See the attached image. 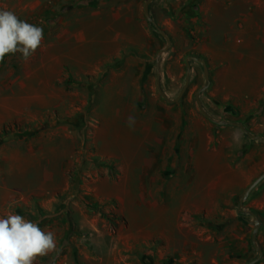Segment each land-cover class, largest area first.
<instances>
[{
  "label": "rangeland",
  "instance_id": "1",
  "mask_svg": "<svg viewBox=\"0 0 264 264\" xmlns=\"http://www.w3.org/2000/svg\"><path fill=\"white\" fill-rule=\"evenodd\" d=\"M92 1L96 0H38L36 9L14 10L15 1L11 0L8 10L21 20L41 26L44 38L27 61L16 53L6 55L0 62V218L20 214L38 222L45 232L55 234L57 251L38 256L34 264H247L255 260L260 252L252 238L253 212L261 220L258 242L264 250V208L256 203L264 195V179L247 198L244 209L239 210V206L246 190L264 172L263 139H254L236 125L247 140L240 154H235V162L245 161L237 174L241 180L246 175L245 181L250 184L231 201L219 195L226 187L215 185L208 195L209 207L182 218L174 212L173 195L163 191V178L174 176L173 166L164 172L159 170V155L152 153L155 149L146 152V145L134 148L133 154H122L120 165L98 154V118L104 121L105 128H121L118 135L108 139H119L128 150L141 140V134L124 117L134 113L132 107H120L119 113L113 115L109 107L95 112L96 87L106 69L121 57L103 61L97 72H91L79 62L82 59L72 57L78 52L91 55L94 49L88 44L63 42L67 7ZM146 1L141 0V16L153 33L165 40L156 52L147 55L151 64L147 73L152 75V87L158 96L165 98L158 87L156 66L158 52L168 45V40L148 18ZM191 1L151 3L153 18L173 41L161 56L163 88L171 98H177L187 81L188 56L203 58L209 65L210 81L203 61L192 59L190 83L180 99L190 109L186 113L195 110L212 120L201 110L196 96L209 84L201 95L209 113L225 123L243 122L251 132L264 135V90L247 91L245 98L240 97L249 105L244 110L234 101H214L220 92L213 91L211 63L202 51L191 47L188 35L177 30L184 25L180 23L181 13ZM261 23L262 28L255 27V31H264V16ZM77 25L73 23L71 28ZM114 25L117 29L121 26L120 22ZM62 50L70 51L66 61ZM134 50L130 45L123 55ZM233 96L238 97L236 93ZM206 103L222 114L214 115ZM143 104L149 107L147 102ZM157 135L149 133L150 143ZM146 157L155 160L153 165L150 162L149 172L142 167ZM132 158L134 163H129ZM220 162L222 157L213 166L216 168ZM252 174L257 176L250 180ZM254 264H264V254Z\"/></svg>",
  "mask_w": 264,
  "mask_h": 264
},
{
  "label": "crops",
  "instance_id": "2",
  "mask_svg": "<svg viewBox=\"0 0 264 264\" xmlns=\"http://www.w3.org/2000/svg\"><path fill=\"white\" fill-rule=\"evenodd\" d=\"M14 1V10L36 9L38 4V0ZM10 4L11 0H0V9L8 10ZM67 10L69 13L63 19V25L67 27L62 31L63 42L88 44L94 49L91 55L78 52L72 58L82 59L78 61L84 63L83 66L97 72L103 61L121 57V61L106 69L101 84L96 87L95 112L109 107L113 115L119 113L120 107H132L133 128L141 134H138L141 140L128 150V146L119 139H108L118 135L121 128H105L104 121L98 118L95 146L99 155L120 165L122 154L131 155L134 148L146 145V152L155 149L152 153L159 155V170L164 172L173 166L174 176L163 178V191L165 195H173L174 212L179 218L207 209L210 202L208 195L215 185L226 187L224 192L219 191V195L231 201V197H236L250 184L251 181H245L246 175L243 174L241 180L237 174L245 161L235 162L238 158L235 154L239 155L247 144L241 128L235 124L207 120L195 110H192L194 114H188L186 112L190 109L180 100L160 98L152 87V75L147 73L151 65L147 55L156 52L165 40L156 36L143 20L141 0H96L67 7ZM183 11L180 23L184 25L177 30L181 35H188L191 47L202 51L211 63L213 91L220 92L217 97L212 96L214 101H234L243 110L248 108L249 105L240 97L245 98L247 91L264 90V31L254 30L262 25L264 0H193ZM114 22H120V28L117 29ZM73 23L78 24L76 29L71 28ZM112 27L113 30H110ZM130 45L136 51L123 55ZM64 50L62 58L66 61L71 55L70 51ZM245 68H254V71ZM144 102L149 106L147 109L143 106ZM206 106L214 115L222 114L221 110L207 103ZM124 117L128 121L127 113ZM150 132L158 134L151 143ZM215 155L218 156L216 159ZM221 157L222 163L215 168L214 161H220ZM154 161H149L148 157L144 159L142 167L145 171H150V162L153 165ZM129 163H134V158ZM262 168L263 165H260L259 169ZM253 176H249L250 180ZM149 181L151 184L152 180ZM263 197L261 194L256 202L261 208H264Z\"/></svg>",
  "mask_w": 264,
  "mask_h": 264
},
{
  "label": "clouds",
  "instance_id": "3",
  "mask_svg": "<svg viewBox=\"0 0 264 264\" xmlns=\"http://www.w3.org/2000/svg\"><path fill=\"white\" fill-rule=\"evenodd\" d=\"M44 38L43 28L21 20L13 11L0 9V62L20 53L27 61ZM129 125L134 117H129ZM57 251L55 234L20 214L0 218V264H34L38 256Z\"/></svg>",
  "mask_w": 264,
  "mask_h": 264
},
{
  "label": "water",
  "instance_id": "4",
  "mask_svg": "<svg viewBox=\"0 0 264 264\" xmlns=\"http://www.w3.org/2000/svg\"><path fill=\"white\" fill-rule=\"evenodd\" d=\"M153 0H147L146 1V4H145V10H146V14L148 16V18L157 26V28L160 30V32L167 38L168 40V45L165 46L164 48L160 49L159 52H158V55H157V83H158V87H159V90L161 91V93L170 101H176V100H180L181 97L184 95V93L186 92L187 88H188V85L190 83V77H191V71H192V63H191V60L192 59H199L201 61H203L204 65H205V72H206V77L207 79L210 81V69H209V65L207 63V61L203 58H199L195 55H190L188 56V59H187V62H188V72H187V81H186V84L183 88V90L181 91V93L179 94V96L177 98H171L169 96V94L165 91V89L163 88V85H162V70H161V56L163 55V53L168 50L173 41H172V38H171V35L164 29L162 28L158 23L157 21L153 18L152 14H151V3H152ZM209 86L208 85H205L203 88H201L198 92H197V100L199 102V105L201 107V110L207 115L209 116L211 119L213 120H216L218 121L219 123H225L226 121L225 120H217L211 113L208 112V110L205 108L204 106V103H203V100H202V93L203 91ZM229 123H232V124H235V125H238L240 127L243 128V130L249 134L250 136L254 137V138H259V139H263L264 140V135H261V134H257V133H253L251 132L247 127L246 125L243 123V122H239V121H229ZM264 179V172L258 176L253 182L252 184L249 186V188L246 190L245 194L242 196L241 200H240V206H239V210H243L244 209V204H245V201L247 200V198L250 196V194L252 193V191L254 190V188ZM253 214L255 215V218H254V224H255V227H254V231H253V242L255 244V246L257 247V249L259 250L260 252V255L253 261L247 263V264H254L256 261L260 260L261 257L263 256L264 254V250L263 248L260 246L259 242H258V234H259V229H260V225H261V220L259 218V216L253 212Z\"/></svg>",
  "mask_w": 264,
  "mask_h": 264
},
{
  "label": "trees",
  "instance_id": "5",
  "mask_svg": "<svg viewBox=\"0 0 264 264\" xmlns=\"http://www.w3.org/2000/svg\"><path fill=\"white\" fill-rule=\"evenodd\" d=\"M148 71V70H147ZM264 103V102H263ZM105 164H107V162H105Z\"/></svg>",
  "mask_w": 264,
  "mask_h": 264
}]
</instances>
